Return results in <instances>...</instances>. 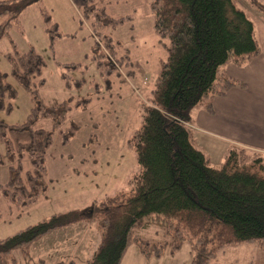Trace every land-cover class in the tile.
Listing matches in <instances>:
<instances>
[{
    "label": "trees",
    "instance_id": "16d2710c",
    "mask_svg": "<svg viewBox=\"0 0 264 264\" xmlns=\"http://www.w3.org/2000/svg\"><path fill=\"white\" fill-rule=\"evenodd\" d=\"M84 2L82 18L92 19L94 49L106 50L111 67H115L111 59L129 65V51L114 45L111 36L100 31L119 19L89 0ZM12 3L15 0H0V16L5 15L6 23L16 15ZM151 9L155 32L167 37L168 44H164L166 58L161 60L151 89L150 105L144 107L140 126L129 140L140 167L129 180L130 188L107 196L90 210L55 212L1 238L0 264H13L12 251H24L51 231L92 218L97 219L99 240L87 264H119L131 244L145 264H150L151 258L165 251L174 253L184 243L192 252L189 264H209L224 245L264 240V154L232 147L220 166H211L194 145L188 127L190 111L196 105L205 103L211 112L214 96L224 95L232 86H244L227 75L224 66H241L260 53L254 24L233 0H153ZM43 15L45 23L51 24L47 31L52 45L59 36L57 26L49 23L47 13ZM120 47L123 51L117 57ZM10 59L16 80L32 91V78L44 66L42 57L30 49L15 51ZM4 75L0 71V110H10L5 100L15 96V89ZM31 93L34 105L23 124L10 125L0 119V143L4 146L0 164L5 160L10 163L9 180L0 184V196L10 210L15 208V215L45 197L48 189L45 155L52 131L36 128L35 123L48 118L53 128H59L70 110L66 101L45 105L37 90ZM87 103L88 98H83L75 106ZM77 130L78 124L71 121L61 131L62 142ZM9 132L26 133L27 140L14 143ZM24 159L30 167H24ZM151 224L162 230V240L138 234ZM38 264L64 262L40 259Z\"/></svg>",
    "mask_w": 264,
    "mask_h": 264
},
{
    "label": "rangeland",
    "instance_id": "374dc122",
    "mask_svg": "<svg viewBox=\"0 0 264 264\" xmlns=\"http://www.w3.org/2000/svg\"><path fill=\"white\" fill-rule=\"evenodd\" d=\"M152 1L89 0L119 19L115 25L100 29L111 36L114 45L129 51V65L111 59L115 67L108 65L105 49H94L92 19L82 18L84 0H15L11 4L17 10L15 17L6 23L5 15L0 16V71L15 89V96L5 100L11 108L0 110V119L10 125L23 124L34 105L33 90L45 105L64 101L70 105L61 127L53 128L48 118L35 123L36 128L52 131V143L45 155L46 196L18 215L0 196V239L55 212L90 210L107 196L130 188L129 180L140 167L129 140L140 126L144 107L150 105L151 89L161 60L166 58L164 44H168L167 37L155 32ZM233 1L251 19L260 45H264V0ZM43 13L51 17L49 23H56L59 33L52 45L47 31L51 24L45 23ZM121 47L117 57L123 51ZM30 49L44 61L40 74L32 78V91L16 80L10 59L15 51L25 53ZM128 69L132 72L128 73ZM83 98H88L87 105L75 106ZM71 121L78 124V130L63 143L61 131ZM191 124L192 121L188 127L192 137ZM8 134L14 143L27 140L26 133ZM216 137L199 134L194 144L209 158L210 165L217 167L231 145ZM0 151H4L2 143ZM9 165L7 160L0 164L2 185L9 180ZM23 165L30 167L27 159ZM138 234L149 240L163 239L162 230L154 224L141 228ZM98 240L97 219L80 221L43 235L25 252L12 251L13 264H38L40 259L47 263L61 260L64 264H87ZM209 264H264V240L224 245Z\"/></svg>",
    "mask_w": 264,
    "mask_h": 264
},
{
    "label": "crops",
    "instance_id": "0c3cea01",
    "mask_svg": "<svg viewBox=\"0 0 264 264\" xmlns=\"http://www.w3.org/2000/svg\"><path fill=\"white\" fill-rule=\"evenodd\" d=\"M224 69L244 86H232L224 95L214 96L210 100L211 112L206 110L205 103L192 108L193 143L196 135L212 134L228 142L229 149L244 147L264 154V45H260V53L245 64L229 63ZM190 252L189 245L183 244L173 254L166 251L159 258H151L150 264H189ZM120 264H145V259L131 244Z\"/></svg>",
    "mask_w": 264,
    "mask_h": 264
}]
</instances>
